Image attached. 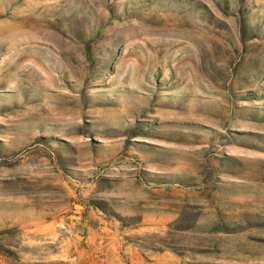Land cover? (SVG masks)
<instances>
[{
  "label": "rangeland",
  "instance_id": "rangeland-1",
  "mask_svg": "<svg viewBox=\"0 0 264 264\" xmlns=\"http://www.w3.org/2000/svg\"><path fill=\"white\" fill-rule=\"evenodd\" d=\"M0 264H264V0H0Z\"/></svg>",
  "mask_w": 264,
  "mask_h": 264
}]
</instances>
